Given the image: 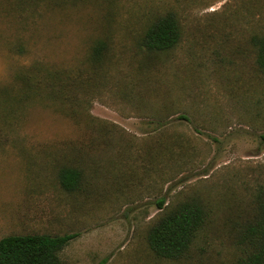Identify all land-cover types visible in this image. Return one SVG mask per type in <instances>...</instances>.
<instances>
[{"label": "rangeland", "instance_id": "rangeland-1", "mask_svg": "<svg viewBox=\"0 0 264 264\" xmlns=\"http://www.w3.org/2000/svg\"><path fill=\"white\" fill-rule=\"evenodd\" d=\"M166 12L180 41L147 55L140 36ZM263 33L264 0H0V238L76 234L64 264H236L233 224L264 184ZM33 65L40 79L85 71L66 92L23 87L14 76ZM65 166L81 172L74 191ZM191 198L208 219L189 254L156 257L150 225Z\"/></svg>", "mask_w": 264, "mask_h": 264}, {"label": "trees", "instance_id": "trees-1", "mask_svg": "<svg viewBox=\"0 0 264 264\" xmlns=\"http://www.w3.org/2000/svg\"><path fill=\"white\" fill-rule=\"evenodd\" d=\"M180 38L181 29L176 16L172 12H166L146 26L138 44L149 55L173 49ZM252 43L256 48V65L264 71V33L254 35ZM108 47V42L101 39L92 45L86 61L91 69L87 71L90 78L95 79L101 74L102 65L107 58L104 53ZM30 68L15 74V80L23 87L49 86L58 92H66L65 89L72 83L73 77H81L85 71L78 67L77 74L69 75V70H66L68 73L63 77L61 71L49 69L43 72L45 76L40 79L32 74L38 66ZM262 137L264 139V135ZM80 178L81 172L75 167L65 166L58 172L59 183L66 191L76 190ZM164 201L161 198L157 202L158 208H163ZM253 202L252 216L242 223L233 224L236 229L235 245L239 250L236 264H264V184L256 188ZM207 219V211L197 199H186L170 206L150 225L146 235L148 247L156 257L181 259L189 254ZM75 236L76 234L46 233L3 236L0 238V264H64L60 252Z\"/></svg>", "mask_w": 264, "mask_h": 264}]
</instances>
